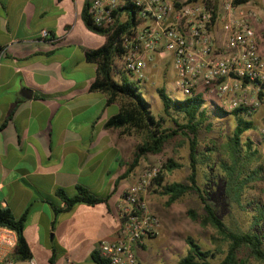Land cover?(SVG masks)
I'll return each instance as SVG.
<instances>
[{"label":"crops","instance_id":"1","mask_svg":"<svg viewBox=\"0 0 264 264\" xmlns=\"http://www.w3.org/2000/svg\"><path fill=\"white\" fill-rule=\"evenodd\" d=\"M205 1L219 10L218 0ZM242 1L257 9L253 8L259 15L254 28L264 36V0ZM86 2L0 0V125L5 121L0 128V206L15 217L26 211L24 237L36 264L37 247L59 248L57 264L66 258L74 264H97L91 254L98 242L117 239L121 194L150 160L144 155L128 171L141 134L131 127L106 126L128 100L119 95L108 103L104 91L91 89L97 63L87 61L85 52L102 46L106 38L84 23ZM43 29L49 37H41ZM209 29L222 52L221 24L215 22ZM258 38L264 57V37ZM159 61L162 58L155 57L147 63L145 78ZM125 75L114 68L112 78L120 81ZM78 185L105 201L77 203L59 213L52 225L48 200L63 206L56 190L62 188L71 196ZM160 222L161 233L162 218ZM136 247L142 264L143 250Z\"/></svg>","mask_w":264,"mask_h":264},{"label":"built area","instance_id":"2","mask_svg":"<svg viewBox=\"0 0 264 264\" xmlns=\"http://www.w3.org/2000/svg\"><path fill=\"white\" fill-rule=\"evenodd\" d=\"M87 2L92 25L117 32L119 53L113 59V70L142 82L147 63L169 55L174 84L184 96H194L201 87L203 92L216 94L219 107L229 111L242 107L249 115L261 105L257 93L264 82V58L253 27L257 12L251 6L236 0H218L219 10L205 0ZM215 12L225 36L222 52L217 51L209 32ZM40 34L49 37L46 29ZM162 164L144 166L121 194L117 239L100 240L97 245L108 264H137L134 247L158 233L161 222L149 209L147 195ZM15 245V232L0 226V264H17ZM64 264L74 262L66 258Z\"/></svg>","mask_w":264,"mask_h":264},{"label":"trees","instance_id":"3","mask_svg":"<svg viewBox=\"0 0 264 264\" xmlns=\"http://www.w3.org/2000/svg\"><path fill=\"white\" fill-rule=\"evenodd\" d=\"M241 1L236 0V3ZM87 9L88 2H86L82 11L84 23L88 28L103 34L106 38L102 46L85 52L87 61L97 63V75L95 81L91 84V89L104 91L107 94L108 103L113 102L119 95L128 100L122 105L117 114L107 120L106 126L131 127L142 134V141L136 147L128 171L138 165L142 156L160 153L165 144L175 136L181 134L188 140L190 172L187 183L171 182L163 184L164 174L181 166L173 158H167L153 181V186L157 187L154 192L167 195L165 202L167 206L186 194H194L199 200L201 209L188 208L185 214L202 228L210 227L215 231V235L211 236L210 241L216 245V252L222 253L223 257L218 261H212L215 254L212 251L203 250L195 239L188 235L185 237V242L189 247L187 254L179 259L177 264H264V205L262 206L261 203L258 204L257 202L258 208L255 210V214H252L250 225L247 228H230L218 215L216 206L211 201L207 190L197 182L198 165L201 163V155H203L198 147V128L206 121V109L204 108L202 93L198 92L192 97L177 99L167 94L164 87L159 88L157 94L162 104L163 113L170 115V112L174 111L183 119V122H180L178 118L172 117L174 127H162L164 118L162 116L156 117L151 112L149 103L139 92V88L133 81L124 76L121 77L120 81H115L112 78L113 59L115 54L119 53V47L116 44L117 32L111 33L107 29L92 25ZM133 12L135 13V10ZM216 18L217 13L215 12L212 17V24L216 22ZM121 27L124 28V26ZM261 86L264 88V82ZM215 111L218 115L230 113L235 119L232 134L225 144L224 159L220 160L219 166L224 172L223 180L226 196L232 198L234 202L241 206V199L249 184L256 182L258 179L264 182L262 167L255 166L251 168L253 159L257 158L258 151L252 149V142L249 139L242 142L243 134L252 129L254 124L247 119L250 115L247 114L245 108L238 107L226 111L216 105ZM4 124L5 121L0 125V128ZM210 150V148H207V151ZM207 158L209 159V157ZM246 166H249L248 171H246ZM55 194L63 202V206L57 205L50 199L48 200L54 212L52 225H54L59 213L68 211L77 203L95 205L105 201L104 198L94 195L81 185L76 187L74 195H68L62 188H58ZM25 217L26 211L19 217H15L8 207L0 206V226H6L15 232L14 254L16 259L21 261L32 258L31 250L24 237ZM53 255L52 252L51 259ZM91 257L97 264H108L98 250L92 252Z\"/></svg>","mask_w":264,"mask_h":264},{"label":"rangeland","instance_id":"4","mask_svg":"<svg viewBox=\"0 0 264 264\" xmlns=\"http://www.w3.org/2000/svg\"><path fill=\"white\" fill-rule=\"evenodd\" d=\"M240 3L245 4L246 1H241ZM250 5L252 4H249V6ZM254 9L257 10L256 8ZM258 16L257 13V17L253 21V27L259 21ZM213 25L214 23H211V27ZM254 30L257 37L258 35L264 37L262 34H258L255 28ZM150 70L151 75L149 77L146 76L144 80V82L147 83L146 85L142 83L143 81L139 82L134 77L128 75H125V77L137 85L139 92L148 101L151 112L156 117L162 116L164 118L162 127H174L172 117L178 118L180 122H183V119L174 111H171L170 115H165L157 94V90L164 87L166 93L172 98L183 99L186 97L178 91L174 84L176 76L169 55H165L162 61H159L158 65H153ZM200 91L203 93L206 121L198 128V147L203 155H201V163L198 165L197 182L201 187L207 190L211 201L216 206L218 215L223 219L225 224L230 228L244 229L250 225L251 216L255 214V210L258 208L256 205L257 202L258 204L261 203L262 206L264 205V182L258 179L256 182H251L249 184V187L246 188L241 199V206L234 202L232 198L226 196L224 192V172L220 168L219 163L221 159H224L225 144L228 137L232 134L235 119L230 113L218 115L215 108L217 105L216 102L219 101L215 93L210 94L203 92L202 89ZM257 96L261 101V105L256 108L252 115L247 117L248 120L253 122L254 127L243 134L242 142L249 139L252 142V149L258 151L257 158L253 159L251 168L261 166L263 169V177L264 133L262 129L264 127V88L262 86ZM140 136L142 138V134ZM207 148L211 150L207 151ZM188 152V140L185 136L179 134L167 142L160 153L150 155V160L146 165L160 164L165 162L167 158H173L181 166L169 173H165L163 184L171 182L187 183V177L190 172ZM207 157H209V159ZM248 170L249 166H246V171ZM156 188L157 187L154 185L152 190H149L147 195L148 206L152 213L154 212L159 219L162 218L164 227L161 233L160 231L158 232L155 240L147 241L146 245H139L140 249L143 250L145 258L142 264H177L178 260L187 254L189 247L185 242V237L188 235L192 236L203 250H209L215 254L212 261L220 260L223 254L216 252V245L210 241L211 236L215 235V231L210 227L202 228L197 222L191 221L185 214L188 208H194L196 210L201 209L199 200L196 196L194 194H186L167 206L165 204L167 195L154 192ZM136 249L137 247L135 246V253ZM53 250L47 251L45 247H37L35 249V254L40 264H57L60 250L59 248ZM52 252L54 255L51 259ZM17 264H27V262L17 260Z\"/></svg>","mask_w":264,"mask_h":264},{"label":"water","instance_id":"5","mask_svg":"<svg viewBox=\"0 0 264 264\" xmlns=\"http://www.w3.org/2000/svg\"><path fill=\"white\" fill-rule=\"evenodd\" d=\"M28 91H30V90H28Z\"/></svg>","mask_w":264,"mask_h":264}]
</instances>
